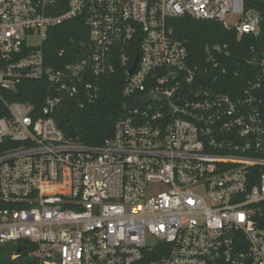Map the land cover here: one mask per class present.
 <instances>
[{
    "label": "built area",
    "instance_id": "2783aa9c",
    "mask_svg": "<svg viewBox=\"0 0 264 264\" xmlns=\"http://www.w3.org/2000/svg\"><path fill=\"white\" fill-rule=\"evenodd\" d=\"M176 17L259 33L245 0H0V88L50 87L37 116L0 94V264H264V46L235 58L205 43L192 59ZM71 20L76 47L47 60V31ZM234 64L252 73L222 90ZM116 73L112 134L100 145L65 134L68 106L94 102L95 81Z\"/></svg>",
    "mask_w": 264,
    "mask_h": 264
},
{
    "label": "trees",
    "instance_id": "16d2710c",
    "mask_svg": "<svg viewBox=\"0 0 264 264\" xmlns=\"http://www.w3.org/2000/svg\"><path fill=\"white\" fill-rule=\"evenodd\" d=\"M246 7H253L260 14L259 33L257 36L243 35L241 37L233 30H227L221 24L206 20H195L190 17H176L170 20L174 37L187 50L192 59L194 56L201 54L205 43H228L231 50L238 58L239 46L245 49L249 46H264V0H245ZM83 27V26H82ZM81 25L76 20H71L57 27L50 28L47 31V37L43 43V52L47 56L55 55L57 50L62 47H76L69 42V37L78 41V30ZM245 52V51H244ZM52 63V61H49ZM239 73L230 77L222 85L225 89L230 90L237 83L245 84L247 78L252 73V67L248 65L230 66ZM250 70V74L249 71ZM255 70V69H254ZM95 81V80H94ZM99 94L94 102L86 104L82 108L76 106L69 107L68 114L59 119L61 128L64 133L74 137L78 141L88 145H100L103 140L109 137L114 128V124L119 116L124 113L123 102L125 100L122 94L123 79L119 73L111 76L100 78ZM50 87L45 79H24L11 90L0 88V94L8 101H19L31 105L32 116H37L40 107L43 105L45 96L49 94ZM6 115L5 107L0 99V116ZM4 203L0 200V207ZM0 247V259L5 260V252ZM24 244V252L26 251ZM4 257V258H3ZM18 261L5 264H36L32 258H19Z\"/></svg>",
    "mask_w": 264,
    "mask_h": 264
},
{
    "label": "water",
    "instance_id": "95a60500",
    "mask_svg": "<svg viewBox=\"0 0 264 264\" xmlns=\"http://www.w3.org/2000/svg\"><path fill=\"white\" fill-rule=\"evenodd\" d=\"M134 64L131 66L130 70L133 68ZM151 96H144L142 98H138V99H135V100H131V101H128L126 102L125 106L126 108H133L135 106H138L140 104H143L147 99H149ZM53 112L58 115V116H64L65 113H66V109L62 106H54L53 107ZM17 251L21 250V246L18 245L17 246Z\"/></svg>",
    "mask_w": 264,
    "mask_h": 264
},
{
    "label": "rangeland",
    "instance_id": "374dc122",
    "mask_svg": "<svg viewBox=\"0 0 264 264\" xmlns=\"http://www.w3.org/2000/svg\"><path fill=\"white\" fill-rule=\"evenodd\" d=\"M30 42H32L33 44H36L38 42V40L35 37H32L30 39Z\"/></svg>",
    "mask_w": 264,
    "mask_h": 264
}]
</instances>
